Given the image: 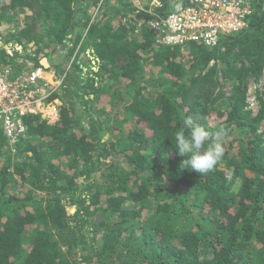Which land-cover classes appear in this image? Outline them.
Wrapping results in <instances>:
<instances>
[{
    "label": "trees",
    "instance_id": "trees-1",
    "mask_svg": "<svg viewBox=\"0 0 264 264\" xmlns=\"http://www.w3.org/2000/svg\"><path fill=\"white\" fill-rule=\"evenodd\" d=\"M150 1L0 0V68L62 77L56 121L0 126V264H264V0L214 46L161 44L185 0ZM188 117L223 142L203 175L173 145Z\"/></svg>",
    "mask_w": 264,
    "mask_h": 264
},
{
    "label": "built area",
    "instance_id": "built-area-1",
    "mask_svg": "<svg viewBox=\"0 0 264 264\" xmlns=\"http://www.w3.org/2000/svg\"><path fill=\"white\" fill-rule=\"evenodd\" d=\"M252 10L251 0H185L165 18L152 21L150 25L159 32L161 44L200 42L214 46L222 34L246 27ZM45 72L41 67L21 68L17 74L10 68H0V126L11 142L24 133L23 116L39 113L46 117L42 106L52 95L55 99L48 100L46 105L59 104L56 96L62 78ZM57 110V104L50 107V115Z\"/></svg>",
    "mask_w": 264,
    "mask_h": 264
},
{
    "label": "clouds",
    "instance_id": "clouds-1",
    "mask_svg": "<svg viewBox=\"0 0 264 264\" xmlns=\"http://www.w3.org/2000/svg\"><path fill=\"white\" fill-rule=\"evenodd\" d=\"M151 2L150 5H157L154 0L153 4ZM61 90L62 87L59 91ZM56 98L59 100V106L61 104L60 92ZM252 107L256 110V105L252 104ZM56 115H58V111ZM173 145L178 155L186 157L180 162L179 167L182 170L195 171L201 175L214 170L224 156L222 139L219 136L213 138L209 131L201 124L195 123L192 117L186 118L182 122V126L174 132Z\"/></svg>",
    "mask_w": 264,
    "mask_h": 264
},
{
    "label": "rangeland",
    "instance_id": "rangeland-1",
    "mask_svg": "<svg viewBox=\"0 0 264 264\" xmlns=\"http://www.w3.org/2000/svg\"><path fill=\"white\" fill-rule=\"evenodd\" d=\"M150 2H151V1H150ZM152 2H153V0H152ZM152 2H151V4H153ZM135 3H136V2H135ZM12 24H13V25H8V26L4 29L3 34H6L8 31H10L11 28H13L14 25H16L15 23H12ZM50 47H52V45H51ZM9 48H11L12 50H17V53H18V54H21V53H22V50L18 49L17 47H15V46H13V45H12V47L10 46ZM45 51H46V50H45ZM52 56H53V55H52ZM80 56H81V54L79 55V58H81ZM50 57H51V55H50ZM58 57H59L60 60H62V59H63V53H59ZM83 70H84V69H83ZM152 71H153V69L151 70V72H152ZM254 86H255L254 84L250 85L249 93H252V91H253V89H254ZM52 96H54L53 99H55V95H52ZM250 97H252V96H250ZM53 99H52V100H53ZM48 102H49V101L46 100L45 103H44V105H43V106H45L46 108L43 109V106H42V114H43L44 116H46V117H44V118H46V119L48 118L49 123H52V122H54V121L57 120L58 115H56V114L54 113V111H53L52 114L50 115L49 108L52 107V106H56V104L58 105V103H57V102H54V103H50L49 105H46ZM95 112L98 113L97 111H95ZM263 124H264V123H263ZM122 164H123V162H122Z\"/></svg>",
    "mask_w": 264,
    "mask_h": 264
},
{
    "label": "crops",
    "instance_id": "crops-1",
    "mask_svg": "<svg viewBox=\"0 0 264 264\" xmlns=\"http://www.w3.org/2000/svg\"><path fill=\"white\" fill-rule=\"evenodd\" d=\"M1 44H2V42L0 41V45H1ZM12 45L15 46V47H17L18 49L21 50V45H19V44H17V43H14V42L8 43V44H6L4 47H5V48H9L10 46L12 47ZM31 45H33L32 42L29 43V46H31ZM9 49H10V48H9ZM12 58H13V57H12ZM14 59H16V63H17V65L20 66V68H19L18 71H20L21 68L26 69V66H27V67L30 66V62L27 61V60H24V58H22V56H15ZM48 59H49L48 57H43V58L40 60V63H41L42 65H41V66H35V67H41V68L45 69V71H46V72H45L46 75H49L50 73H54L55 75H58L57 72H56V70L54 69V67L51 66V65L49 64ZM22 64H24V67L22 66ZM16 67H17V66H16ZM3 68H10V69L13 70V68H11V67H9V66H4ZM13 71L15 72V70H13Z\"/></svg>",
    "mask_w": 264,
    "mask_h": 264
},
{
    "label": "water",
    "instance_id": "water-1",
    "mask_svg": "<svg viewBox=\"0 0 264 264\" xmlns=\"http://www.w3.org/2000/svg\"><path fill=\"white\" fill-rule=\"evenodd\" d=\"M52 47H53V46H52ZM52 47H51V48H52Z\"/></svg>",
    "mask_w": 264,
    "mask_h": 264
}]
</instances>
